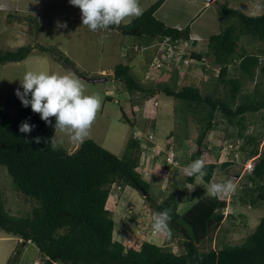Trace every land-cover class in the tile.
Returning <instances> with one entry per match:
<instances>
[{"label": "trees", "instance_id": "trees-1", "mask_svg": "<svg viewBox=\"0 0 264 264\" xmlns=\"http://www.w3.org/2000/svg\"><path fill=\"white\" fill-rule=\"evenodd\" d=\"M164 2L156 0L140 17L110 28L117 27L124 35L134 37H160L162 40L168 37L173 43L191 40L188 26L179 29L157 18L156 11ZM219 14L236 19L237 24H229L211 35L207 54L219 65L217 79L230 86L231 98L239 100L241 97L236 105L232 106L220 97L202 95L195 85H186L180 90L161 83L156 88L147 86L136 79L129 64H117L114 78L123 81L130 93L154 96L164 92L182 101L192 112L201 113L199 148L191 155V160L199 159L204 152V140L214 128L218 111L228 124L237 126L239 136L250 145L246 149L247 159L254 158V169L248 175L251 187L240 196V201L255 205L264 201V150H260L262 139L248 133L247 114L264 109V91L255 88L252 92H244L243 85L244 79L254 81L258 73L264 75V62L261 61L264 55L249 53L244 47L240 49L239 41L245 34L264 39V13L248 15L223 3ZM38 46L42 51L54 54L70 70L83 75L57 47ZM32 48L33 45L28 44L15 50L0 51V64L22 61L30 55ZM189 56L205 62L204 55L196 51H191ZM231 65L238 75L230 76ZM50 119L54 124V117ZM25 120L35 125L31 133L19 131V125ZM56 131L30 106L25 108L15 92L9 94L4 106L0 107V165L7 168L15 190L35 201L30 213L13 215L6 209L0 194V229L22 238L16 255L13 254L6 264H17L24 245L29 242L39 248L44 264H264V216L241 244L204 249L203 242L212 238L228 215L225 214L228 203L222 194L200 196L189 209L180 213L178 190L171 191L159 202L152 196L151 183L143 178L139 169L140 139L130 137L122 156L92 138L85 139L73 152H68L50 145ZM37 136L41 137L39 142L34 139ZM230 164L225 161L221 166ZM205 166L206 175L202 178L208 183L218 163L206 162ZM196 176L188 175L187 179L194 182ZM114 184L129 185L142 192L157 212L171 209L170 229L183 234L185 252L177 253L149 240L128 242L131 234L125 241L115 239V220L108 208ZM194 194L200 195L197 191Z\"/></svg>", "mask_w": 264, "mask_h": 264}, {"label": "rangeland", "instance_id": "rangeland-1", "mask_svg": "<svg viewBox=\"0 0 264 264\" xmlns=\"http://www.w3.org/2000/svg\"><path fill=\"white\" fill-rule=\"evenodd\" d=\"M11 1L13 5L10 9L0 10V51L15 50L28 44L33 45V48L30 55L22 61L0 64V107L4 106L6 97L20 86L19 80H22L26 71L73 74L80 80L85 94H97L101 99V108L87 138L94 139L103 147L122 156L130 137H138L139 131L143 135L153 133V139L143 136V145L140 146L142 165H140L142 170H147V162L152 163L149 168L151 174L147 171L145 177L151 183V194L154 199L159 202L171 191L178 190L179 202H181L178 210L183 213L191 202L203 196L205 182L200 178L199 184L190 185L187 179L188 174L185 171L188 165L186 162L191 163V155L199 148L196 140L202 128L201 113L192 112L181 103L182 101L165 93H157L154 96L141 92L130 93L123 81L114 78V69L119 63H128L132 74L138 80L144 79L146 75L148 77L149 74L159 78L160 71L157 73H152V71L160 68V62L149 61L152 59L149 58L155 54L154 47L157 48V46L150 45L149 47L147 40H156L153 44H157L159 49L164 51L160 57L168 53L174 54L172 44L163 42L160 37L149 39L127 36L117 27L110 28L108 31H91L82 24L79 7L71 5L69 0ZM191 1L201 3V0H168L157 14V18L166 20L170 24L176 23L178 27L188 26L192 35L200 43L198 47L206 45L211 35L219 33L227 25L237 24L236 19L220 16V5L213 3L198 9ZM245 1L253 7L258 5L260 7L258 11L264 13V0H227V3L240 7ZM138 2L145 10L153 0H138ZM254 11L256 10H252L251 13ZM57 21L66 22L67 27H57ZM127 22H129L128 19L122 24ZM37 28H40V31H37ZM39 44L55 46L63 51L83 75L70 70L51 52L42 51ZM188 45L191 47L192 44ZM188 45L180 41L177 50L181 52ZM241 47L249 53L264 55V39L242 35L239 41V48ZM189 54L190 51L187 56ZM102 69L104 72L100 74ZM212 71L215 72L216 77L210 76L209 90H207L209 94L220 97L232 106L240 102L241 97L239 100L231 98L228 84L216 79L219 70L213 64ZM231 75H238L233 65H231ZM85 76L102 77L104 80L91 82L87 81ZM176 79V74H163L158 80L153 79L146 85L156 88L158 83H165L173 89L180 90L186 85L197 86L199 81V79L190 81L186 77V80L181 83ZM255 88L264 91L262 73H258L254 81L244 79V92H252ZM247 118L248 133L255 134L262 139L260 150H264V109L249 112ZM129 120H132L134 124L132 125ZM214 120L212 131L214 134H211V140L209 134L207 135L203 151H211L213 154L212 150L216 149L218 154L215 153V156L211 155L206 160H219L217 155H224L223 161H230L231 164L229 167L220 168L219 175L226 171L228 179L235 177L234 182L237 187L226 209L228 215L225 217L223 226L213 234L211 239L203 242L202 248L204 249L219 248L224 244H241L248 235L254 232L261 217L264 216V201H258L255 205H245L240 201V196L245 191L248 192L251 187L248 179L249 173L244 171V164L248 161L246 149L250 145L245 144L244 139L239 136L237 126L228 124L219 111ZM188 139L191 141L189 142ZM54 141L56 148H63L68 152H73L80 145L79 142H72L67 133L58 129ZM169 143L175 147L176 155L182 160L183 166L174 167L165 164L166 149ZM231 143L233 147L229 146ZM193 191H197L200 195L191 194ZM111 192L108 208L115 220L114 237L116 239L120 240V235L127 238L131 234L128 242L139 243L142 240H149L177 253L185 250L184 237L179 231L170 229L171 235L169 232L154 233L151 223L152 216L157 211L150 206V201L142 192L129 185L122 186L120 189L112 185ZM0 194L5 201L6 209L13 215L28 214L35 205V201L15 190L11 175L7 168L1 165ZM15 238V235L0 229V264L6 263L12 247L17 242ZM21 241L22 238L19 243ZM23 248L24 252L17 264H44L42 254L35 244H26ZM16 249L10 257L13 254L16 255Z\"/></svg>", "mask_w": 264, "mask_h": 264}, {"label": "clouds", "instance_id": "clouds-1", "mask_svg": "<svg viewBox=\"0 0 264 264\" xmlns=\"http://www.w3.org/2000/svg\"><path fill=\"white\" fill-rule=\"evenodd\" d=\"M81 10L82 24L91 31H108L111 26L119 25L124 20L140 17L143 9L138 0H69ZM57 27L66 28V22H56ZM15 95L22 105L40 114V119L61 132L67 133L72 142L83 143L101 108V99L97 94H85L83 86L73 74H59L47 71H26ZM55 123L53 124V120ZM35 128L27 120L19 125L21 133H31ZM37 142L41 137L34 138ZM53 148L56 142L51 140ZM188 175H206V166L202 159H196L185 168ZM235 177L223 182L211 183L207 191L217 197L236 190ZM172 220L171 209H164L152 216L151 227L156 233L169 232Z\"/></svg>", "mask_w": 264, "mask_h": 264}, {"label": "crops", "instance_id": "crops-1", "mask_svg": "<svg viewBox=\"0 0 264 264\" xmlns=\"http://www.w3.org/2000/svg\"><path fill=\"white\" fill-rule=\"evenodd\" d=\"M156 0H153V2H155ZM167 1L168 0H165V2L162 4V6H160V8L156 11V16H157V14L162 10V8L165 6V4L167 3ZM152 2V3H153ZM191 2H194V3H192V4H195L194 6L195 7H198V9H200V8H202V7H204V6H208L209 4H213V3H215V4H218V5H221V4H223V3H226L229 7H233V8H237V9H240L241 11H243V12H245L246 14H248V15H259V14H262V11H258L259 10V6L258 5H256V7H253V5H251L250 3H247V1H245L244 3H242V5L240 6V7H243V8H240V7H235V6H232L231 4H229V3H227V0H214L213 2H208V1H203V0H201L200 2L201 3H195L196 1H191ZM262 3V2H261ZM260 3V4H261ZM247 4V5H246ZM12 5H13V3H12V1L11 0H2V1H0V10H8V9H10L11 7H12ZM252 10H256V11H254L253 13H251V11ZM198 11V10H197ZM162 19V18H161ZM163 20V19H162ZM163 22H165V24L166 25H168V26H172V27H177V28H179V29H182V28H185V27H178V24H176V23H172V24H170V22H167L166 20H163ZM190 34H191V39L193 40V39H195V37L192 35V32H191V30H190ZM127 36H130V35H127ZM197 39V38H196ZM198 40V39H197ZM148 41V43H147V45L150 47V45L151 46H157V48L156 47H154V51H155V54L153 55V56H151L149 59H151V60H149V61H151V62H160V68L158 69V68H155V70L154 71H152V73H157V71H160V73H161V75H160V77L163 75V74H165V75H168V74H176V76H177V81L178 82H184L186 79V77L187 78H189L190 79V81L191 80H193V79H199V81H198V87H199V89H200V92H201V94L202 95H212V94H209V91H207V90H209V85H210V83H209V80H210V76L211 75H213V76H215L216 77V74H215V72H213L212 71V64H213V66L214 67H217V69L219 70V65H217L216 63H215V61H214V57L212 56V55H209V54H207V51H208V41L206 42V45H204V46H202V47H198L199 45H200V43L197 41V42H193V41H191V40H189L190 42H191V47H189V46H185L184 47V49H183V51H181V52H179L177 49H176V51H172V53L174 52V54H164V55H162L161 57H160V54H162L164 51L162 50V49H159V47H158V45L156 44V45H154L153 44V42H156V40L155 41H150V40H147ZM164 42V41H163ZM178 44L180 43V42H177ZM189 51L191 52V51H196V52H198V53H201V54H203L204 55V59H205V62L203 63V62H200V61H198V60H196V59H193V58H191L190 56H187V53H189ZM211 57H212V59H211ZM128 64V63H127ZM152 64H154V63H152ZM162 67V68H161ZM216 69V68H215ZM102 72H104V69H102V70H100V74H102ZM159 77V78H160ZM159 78H156V77H153V76H150V74L148 75V77H147V75L144 77V79H142V80H140V82H142L143 84H148L150 81H152L153 79H155V80H158ZM217 79V78H216ZM218 80V79H217ZM216 80V81H217ZM159 84V83H158ZM162 85H164V86H169V85H167V84H165V83H163ZM169 87H171V86H169ZM172 88V87H171ZM176 90V89H175ZM159 93H164V92H159ZM250 126H252V125H250ZM213 131V129L209 132V139L211 140V134H214V132H212ZM212 132V133H211ZM207 138V137H206ZM188 141L190 142L191 140L190 139H188ZM205 141V140H204ZM196 142H197V140H196ZM185 144H187V143H185ZM210 147V146H209ZM213 149V148H212ZM211 149V150H212ZM216 149H213L212 151L214 152L213 154H211V151H209V152H203L202 153V155H201V157L199 158V159H202L203 161H204V163H206V162H216V163H218V167L216 168V171H215V173H214V175H213V177H212V179H211V181L210 182H208V183H206L204 180H203V178L201 177V176H199V175H197L196 176V178H195V181L194 182H190L189 184L190 185H192V186H194L195 185V183H198L199 184V181H200V178L202 179V181H204L205 182V185L203 186L204 187V189H205V192H204V194H202L203 195V197H205V196H211L209 193H208V191H207V188H208V186L211 184V183H218V182H223V181H226L228 178H227V172L226 171H224V173H222L221 175H219V170H220V168H222V166H221V164L223 163V162H225V161H223V158H224V155H217L218 156V159L219 160H206V158H210V156L212 155V156H215L214 154L215 153H217L218 154V151H215ZM207 154H209V156L207 155ZM192 161H194V160H191V162ZM180 163H181V166H183V162H182V160H180ZM187 164H190V162L188 163V162H186ZM186 163H184V165H186ZM142 165V164H141ZM141 165H140V167H139V169H140V171H141V173H142V176H143V178L144 179H146L147 181H149L146 177H145V174H146V172L148 171L150 174H151V171L149 170V168H151V165H152V163H149V161L147 162V165H146V169L147 170H142L141 169ZM150 166V167H149ZM229 167V166H228ZM221 171H223V170H221ZM150 182V181H149ZM127 187V186H126ZM191 194H194V191H193V193H191ZM194 195H197V194H194ZM178 198H179V196H178ZM198 199V198H197ZM191 202V201H190ZM196 201H194V202H191L190 203V205H189V207L187 208V209H189L194 203H195ZM181 202H179V204H180ZM186 209V210H187ZM185 212V211H184ZM183 212V213H184ZM224 222H225V219H224V221H223V223H222V225H221V227L223 226V224H224ZM220 227V228H221ZM114 235H115V229H114ZM115 238V237H114ZM116 239V238H115ZM119 239V238H118ZM125 239H126V237L125 236H123V235H120V241H125ZM15 241H17L16 242V244L12 247V252H10L11 254L15 251V249H16V247H17V245L19 244V241L21 240V238L20 237H18V236H16V238L14 239ZM31 242H29V243H27V244H30ZM33 244V243H32ZM26 246V244L24 245V247ZM23 252H24V248H23ZM185 252V250L184 251H181V252H179V253H184ZM10 254V255H11ZM10 255L8 256V258H7V260H6V263H7V261H8V259H9V257H10ZM36 262V261H35ZM5 263V264H6Z\"/></svg>", "mask_w": 264, "mask_h": 264}, {"label": "built area", "instance_id": "built-area-1", "mask_svg": "<svg viewBox=\"0 0 264 264\" xmlns=\"http://www.w3.org/2000/svg\"><path fill=\"white\" fill-rule=\"evenodd\" d=\"M163 41L166 42V43H169V44L171 43L172 44V50L176 51V49H178V45L179 44L177 42H174V43L170 42V39L168 37L166 39H164ZM181 41H184L186 45L191 43L189 40H181ZM191 41H192V39H191ZM261 61L264 62V56L261 57ZM143 136L145 138H147V139H153L154 138L153 133H149L147 135H145V134L143 135L139 131V136L136 137V138L140 139V141L142 143L141 145H143ZM229 146L233 147V144L231 143ZM166 152H167V154H166V157H165V164L168 165V166L181 167L180 159L177 157L178 155H176V149L173 146V144L169 143V145L167 146ZM253 169H254V158H251L244 164V171L247 172V173H251L253 171ZM114 185H116V187L119 188V189L121 188L120 185H117V184H114ZM232 194H233V192L227 193V194H222L226 198L228 205L232 201L231 200L232 199L231 198ZM111 195H112V192H111L110 196ZM226 209H225V214H228Z\"/></svg>", "mask_w": 264, "mask_h": 264}, {"label": "water", "instance_id": "water-1", "mask_svg": "<svg viewBox=\"0 0 264 264\" xmlns=\"http://www.w3.org/2000/svg\"><path fill=\"white\" fill-rule=\"evenodd\" d=\"M203 1H208V2H212L213 0H203ZM85 79L87 80V81H91V82H99V81H102V80H104V78H100V77H98V78H94V77H86L85 76ZM236 178H238V175H236Z\"/></svg>", "mask_w": 264, "mask_h": 264}]
</instances>
